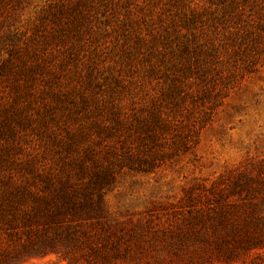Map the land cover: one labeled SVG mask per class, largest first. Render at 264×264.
<instances>
[{
  "label": "trees",
  "instance_id": "obj_1",
  "mask_svg": "<svg viewBox=\"0 0 264 264\" xmlns=\"http://www.w3.org/2000/svg\"><path fill=\"white\" fill-rule=\"evenodd\" d=\"M19 4L0 0V264L145 261L148 246L158 263L209 226L223 260L264 244V161L187 187L154 239L102 232L117 178L193 154L264 61V0H58L30 31L5 30Z\"/></svg>",
  "mask_w": 264,
  "mask_h": 264
},
{
  "label": "rangeland",
  "instance_id": "obj_2",
  "mask_svg": "<svg viewBox=\"0 0 264 264\" xmlns=\"http://www.w3.org/2000/svg\"><path fill=\"white\" fill-rule=\"evenodd\" d=\"M57 1L20 0L14 15L9 17L8 27L4 29L30 31L42 9ZM261 161H264V61L243 78L211 116V123L201 131L193 154L151 174L123 173L117 178L104 196V222L109 229L102 232L107 236H122L130 244L154 239L148 232L155 230L154 223L161 225L165 222L168 229L174 225L172 218L176 214L172 216L166 211L171 207L169 204L181 198L187 187L198 183L209 186L228 170L241 164L249 167ZM262 207L264 209V205ZM195 229L198 235L190 237L201 242L190 244L187 241L182 251L158 248L156 255L162 258L158 263L151 258L152 247L148 246L145 261L139 260L140 255L134 253V260L110 264H264V244L242 245L245 250L235 258L223 260L217 238L221 232L211 226L205 230ZM159 238L165 246L168 240L162 235ZM63 257L48 254L23 259L18 264H89L78 254L70 259Z\"/></svg>",
  "mask_w": 264,
  "mask_h": 264
}]
</instances>
